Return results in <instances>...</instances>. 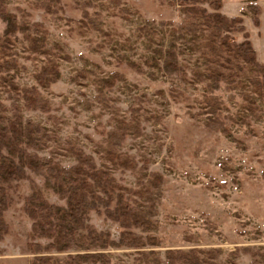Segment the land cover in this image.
I'll return each instance as SVG.
<instances>
[{
  "label": "rangeland",
  "instance_id": "obj_1",
  "mask_svg": "<svg viewBox=\"0 0 264 264\" xmlns=\"http://www.w3.org/2000/svg\"><path fill=\"white\" fill-rule=\"evenodd\" d=\"M3 3L18 24L45 39V52H31L22 32L12 38L9 55L17 68L2 74L9 84L0 78L5 115L12 118L18 108L24 121L46 127L51 139L40 155L72 165L75 160L66 148L79 147L98 167L110 169L116 183L132 196L131 202H143L146 210L153 205L151 230L134 229L143 244L106 248L110 264H154V256L165 262L167 249L190 247L207 252L203 256L209 264H261L253 261L250 250H264V94H258L241 73L232 83L220 81L215 89L210 80L198 81L196 72H204L205 66L190 42L177 39L183 23L178 4L173 0ZM237 4L231 1L230 6L237 9ZM254 5L244 6L238 16L255 45L257 61L264 64V33L258 37L251 19ZM4 27L0 18V37ZM230 35L236 42L243 39L242 32ZM172 43L184 71L180 76L162 71V54ZM50 63L58 76L39 86L34 76ZM10 83L18 88L36 86L48 110L23 107ZM212 97L221 102L218 116L225 130L207 125L210 114L205 102ZM127 121H134L136 130L112 144L115 140H108V133ZM108 150L117 155L116 163L107 158ZM27 175L10 186L0 264H30L34 256L30 245L48 243V238L32 235L23 208L34 187L50 203L65 204L45 186L41 174L27 170ZM142 190L150 194L149 200L136 194ZM87 220L114 241L122 231L104 210H91ZM152 250L155 254H148Z\"/></svg>",
  "mask_w": 264,
  "mask_h": 264
},
{
  "label": "trees",
  "instance_id": "obj_2",
  "mask_svg": "<svg viewBox=\"0 0 264 264\" xmlns=\"http://www.w3.org/2000/svg\"><path fill=\"white\" fill-rule=\"evenodd\" d=\"M222 1L173 0L183 15L177 39L184 38L190 42L189 45L202 60L205 69L204 72H196L198 81L210 80V86L215 89L220 81L232 83L235 81V74L241 73L247 76L246 80L258 94H264V64L256 59L243 19L224 14L221 11ZM253 7L255 14L252 19L258 26L260 8L257 5ZM0 18L5 22L4 32L0 37V78L9 84L10 79L2 74L17 68L15 60L9 55L13 45L12 38L22 32L28 42L27 49L31 52H45V39L35 29L30 30L29 27L18 24L17 18L7 11L3 0H0ZM232 32H242L243 39L239 42L230 40ZM162 59V71L166 74L180 76L184 72L178 59L177 47L173 43L164 51ZM57 76L58 71L50 63L36 73L34 78L43 87ZM10 85L20 96L23 107L42 112L48 110V102L36 86L18 88L13 83ZM205 106L210 114L207 125L225 130L223 120L218 116L222 108L218 98L206 100ZM4 110L5 107L0 104V238L8 230L3 213L12 201L9 196L10 186L18 180L27 179V170H30L41 174L45 186L65 200L63 206L50 203L37 187L24 198L23 208L31 220L32 235L49 239L44 245L37 242L30 245L34 253L30 264H110L106 248H139L143 244L134 229L151 230L150 215L153 205L146 210L147 206L143 202H131L132 196L125 194L126 187L116 183L110 169L105 165L98 167L92 156L79 147L66 148L75 160L72 165H61L52 157L40 155L39 151L46 148L51 139L46 127L30 120L24 121L18 108L12 113V118L5 115ZM131 122H123L120 128H112L107 139L113 138L115 142L112 144L117 145L130 133L128 131L136 130L134 121ZM106 156L111 163L118 160L112 150H108ZM146 192L142 190L136 194L149 200L150 194ZM91 210L97 213L104 210L107 217L119 223L122 231L117 240H112L107 232L97 231L88 223ZM244 251L248 249L244 248ZM148 254L155 253L152 250ZM204 254L207 252L195 247L187 250L167 249L165 262L154 256V264H209ZM250 254L254 262L264 264V250H250ZM144 257L147 258L148 255L144 254Z\"/></svg>",
  "mask_w": 264,
  "mask_h": 264
},
{
  "label": "crops",
  "instance_id": "obj_3",
  "mask_svg": "<svg viewBox=\"0 0 264 264\" xmlns=\"http://www.w3.org/2000/svg\"><path fill=\"white\" fill-rule=\"evenodd\" d=\"M231 1H234L235 4H237V2H239V0H230V1H228V3H225V0L222 1L221 11L228 16H238L240 14V12L242 11V9L245 8L244 6L249 5L250 3L251 4L254 3L255 5L259 6V8H260V12L258 15L259 25L256 26L253 22L252 17H251V19H252L253 24L257 28L258 37L261 38L263 33H264V30H263V27H264V0H243L242 3L237 4V7H236L237 9L232 8L230 6ZM244 17H247V15H244ZM252 44H253V46H255L254 43H252ZM263 49H264V46L262 47V50Z\"/></svg>",
  "mask_w": 264,
  "mask_h": 264
}]
</instances>
